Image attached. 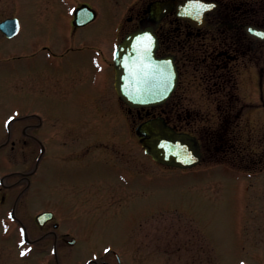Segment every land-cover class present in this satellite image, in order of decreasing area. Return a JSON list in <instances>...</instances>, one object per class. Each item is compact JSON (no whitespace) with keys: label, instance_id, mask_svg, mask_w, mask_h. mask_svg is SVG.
<instances>
[{"label":"rangeland","instance_id":"rangeland-1","mask_svg":"<svg viewBox=\"0 0 264 264\" xmlns=\"http://www.w3.org/2000/svg\"><path fill=\"white\" fill-rule=\"evenodd\" d=\"M58 3L62 11L67 6L89 3L101 14L106 13L99 0H0L5 9L1 12L0 8V19L15 15L22 25L21 42L29 46L31 41H37L58 51L59 26L54 21L52 25L30 23L31 12L44 16ZM106 19V15L101 16V22L79 32L76 38L84 37L86 44L96 47L104 29L110 35V27H102ZM18 64L23 67V63ZM15 66L9 59L0 61L2 120L14 108L24 112L33 105L39 114H47L41 108L48 101L64 108L61 112L54 110L62 116L60 119L42 124L43 130L53 133L54 140L45 148L35 175L29 177L30 186L25 187L24 180L15 185L19 177L14 174L7 176L4 183L14 187L0 185L8 199L19 195L18 216L22 221L43 210L54 213L59 227L56 239L40 241L44 231L32 221L29 224V236L38 238L32 251L33 264L49 261V253H45L55 241L59 264H86L90 260L96 264H118L115 254L122 264H264V117L251 123L244 113L230 125L233 130L229 129L227 139L212 140L211 146L204 148L199 166L185 171L171 169L155 164L143 153L134 134L128 135L136 123L123 116L119 106L99 109V114L90 119L91 110L81 103L86 94L76 98L68 90L57 96L50 88L37 91V103L33 104L30 90L22 83L28 69L20 71V89L9 85ZM90 70L91 84L109 80L105 66L93 62ZM73 115L81 119L74 122ZM8 126L0 124V141ZM15 126L10 124L9 128L13 130ZM93 133L101 136L96 141L99 148L91 146L99 149L95 153L101 152V159L79 162L73 161L76 157L68 158L67 149L82 147L76 138H90ZM228 144L233 145V150ZM109 154L114 161L108 158ZM111 162L113 165L109 166ZM0 167V176L9 171L30 170L29 162L15 161L13 156L8 160L1 153ZM48 228H52L51 223ZM4 237L0 234V264H6L5 252L15 260L7 264H22L23 260L16 262L14 241ZM72 239L75 244H68ZM41 250H46L43 255H39L44 252ZM49 264L57 262L51 259Z\"/></svg>","mask_w":264,"mask_h":264},{"label":"flooded vegetation","instance_id":"flooded-vegetation-1","mask_svg":"<svg viewBox=\"0 0 264 264\" xmlns=\"http://www.w3.org/2000/svg\"><path fill=\"white\" fill-rule=\"evenodd\" d=\"M166 1L168 0H99L105 14L85 3L93 11L94 18L81 25L74 22L76 9L81 5L67 6L62 11L58 3L44 15V20V16H40L37 11L31 12L30 23L40 21L52 25L54 21L59 26L56 28L61 37L58 51L37 41H31L29 46L26 42H21L20 20L13 14L3 17L0 23L10 18L18 19L19 23V30L14 36H7L0 30V61L9 59L16 65L14 77H9L13 82L9 85L13 89H20V71L28 69L23 73L27 76L22 83L30 90L33 104L37 103V91L41 92L44 88H50V92L53 91L57 96L69 90L76 98V95L81 94L82 97V94H86L85 101L81 100V103L91 110L93 116L90 114V119H94L96 113L99 114V109L107 106L110 109L112 106H119L123 116L134 120L135 127L146 120L162 118L177 133L188 134L198 140L203 161L204 148L211 146L212 140L218 142L227 139L229 129L233 130L230 125L243 117L244 113L246 120L249 119L251 123L260 122L261 117H264V37L257 35L259 31L264 32V0H203L209 5L200 17L181 18L174 7L159 21L149 20V6L155 2ZM0 8L1 12L5 11L2 4ZM105 15L107 19L102 22V27H110V35L104 29L99 45L95 47L86 44L81 36L76 38V34L101 22V16ZM145 30H150L156 38L155 57L171 61L176 84L170 97L163 103L135 109L125 104L115 91L114 53L127 35ZM17 62L23 63V67ZM93 62L105 66L109 77L107 83L91 84L89 74L92 72L90 63ZM33 106L24 112L20 108H14L3 120L0 118V124L10 121L9 125H16L13 130L9 128L0 141L1 156L8 160L13 156L15 161L29 162L30 166L29 173L17 170L1 174L3 188L14 187L23 180L26 182L25 187H29V177L35 175L45 155V148L52 145L51 141L54 140L53 133L43 130L42 124L60 119L62 116L54 110L64 111L63 106L50 105L48 101L41 108L47 114H39L36 106ZM109 115L113 116L111 112ZM72 119L76 122L81 117L73 115ZM200 124L206 126L200 127ZM39 128L41 132L37 131ZM133 134L139 142L140 138L135 135V131L128 133ZM74 135L78 136L76 133ZM91 136L76 138L81 141L82 147L77 148V151L67 149L68 158L76 157L73 161L79 162L86 161L87 158L100 160L101 152L95 153L99 150L96 149L99 148L96 141L100 139V133H93ZM91 146L96 148L92 149ZM232 146L227 145L230 150H233ZM80 150H84V153ZM108 158L114 161L110 154ZM111 165L112 162L109 166ZM2 169L3 167L1 171ZM13 174L19 177L18 180L14 182L15 185L6 186L5 178ZM0 192V234L5 236V240L14 241L16 262L23 260L22 264H33L35 260L31 259L32 251L36 249L38 238L29 236L31 221L37 229L44 231L40 241L48 237L56 239V230L59 227L54 218L42 225L37 223V215L47 210L37 212L32 219L22 221L18 216L19 195L10 200L6 193H2V190ZM50 223L52 228H48ZM63 234L68 235L65 232ZM55 242L49 247L50 251L45 253L46 250H41L44 252L39 253H49V261L41 264H49L51 259L59 264ZM22 251H25L24 255H21ZM5 253L6 264L8 261H15ZM116 259L118 260L117 256ZM90 263L96 264L95 261Z\"/></svg>","mask_w":264,"mask_h":264},{"label":"water","instance_id":"water-1","mask_svg":"<svg viewBox=\"0 0 264 264\" xmlns=\"http://www.w3.org/2000/svg\"><path fill=\"white\" fill-rule=\"evenodd\" d=\"M206 5L203 0L155 2L149 6V20L159 21L174 6L179 17L194 19L200 14H197L199 9ZM93 18L92 10L82 6L77 9L74 22L81 25ZM15 28L17 24L13 19L0 24V29L8 36L15 34ZM155 43L156 38L150 30L135 32L125 37L115 53V89L118 96L133 108L161 104L175 88L171 61L155 57ZM136 133L141 137L145 153L162 165L187 169L196 166L201 160L196 139L176 133L163 119H150L140 124ZM52 216V213L47 212L37 219L50 220Z\"/></svg>","mask_w":264,"mask_h":264},{"label":"snow or ice","instance_id":"snow-or-ice-1","mask_svg":"<svg viewBox=\"0 0 264 264\" xmlns=\"http://www.w3.org/2000/svg\"><path fill=\"white\" fill-rule=\"evenodd\" d=\"M8 123H10V121L8 122ZM6 126H7V124H6ZM25 253H21V255H24Z\"/></svg>","mask_w":264,"mask_h":264}]
</instances>
